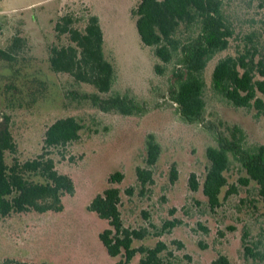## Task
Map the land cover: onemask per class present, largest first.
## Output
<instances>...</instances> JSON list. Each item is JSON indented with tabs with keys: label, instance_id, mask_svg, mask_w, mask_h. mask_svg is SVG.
I'll return each mask as SVG.
<instances>
[{
	"label": "rangeland",
	"instance_id": "374dc122",
	"mask_svg": "<svg viewBox=\"0 0 264 264\" xmlns=\"http://www.w3.org/2000/svg\"><path fill=\"white\" fill-rule=\"evenodd\" d=\"M87 4L101 17L105 47L115 59L116 91L134 93L147 104L144 116L125 117L104 113L78 95L96 91L76 85L66 74L50 68L49 47L56 41L55 25L64 14H73L76 27L85 26ZM139 0H0V48L8 49L15 37L21 38L16 61L0 60V120L10 118L18 145L13 159L24 162L42 152L46 129L56 120L75 117L83 125L81 137L65 148L51 150L56 168L69 175L76 186L73 196L64 198L62 213L14 214L0 219V262L47 264H117L99 239L108 223L87 210L93 198L109 187V178L124 174L120 183V211L125 227L145 229L143 240L134 247L167 244L170 264H213L220 256L231 264H264V202L256 183H241L246 173L232 160L226 177L228 185L214 209L203 193L210 162L206 149L216 146L212 132L200 124H187L168 99L172 65L164 76L155 73L158 63L153 49L142 44L132 9ZM236 39L227 52L234 53L246 33H254L264 43V0H235L226 6ZM206 72V119L219 132L237 125L246 133L249 146L264 145V115L255 110L235 108L211 89ZM77 95V96H76ZM106 97V95H101ZM153 134L161 145V155L149 167L146 136ZM152 171L153 181L142 185L136 168ZM175 170L176 179L171 180ZM196 174L199 189L189 187L190 174ZM178 222V223H176ZM168 223H176L168 227ZM257 245L262 259H247L242 237ZM177 243H181L180 247ZM137 254L130 264H138Z\"/></svg>",
	"mask_w": 264,
	"mask_h": 264
},
{
	"label": "trees",
	"instance_id": "16d2710c",
	"mask_svg": "<svg viewBox=\"0 0 264 264\" xmlns=\"http://www.w3.org/2000/svg\"><path fill=\"white\" fill-rule=\"evenodd\" d=\"M235 0H139L132 9L136 27L144 46L152 48L158 63L155 73L164 76L166 66L172 65L169 76L168 99L176 105L181 120L187 124H200L212 132L216 146L206 149L210 166L203 183V193L211 208L220 203V195L228 185L226 172L232 160L243 168L244 185L256 183L258 195L264 202V145L249 146L245 131L237 126H228L219 132L206 119V72L214 63L211 74V89L225 102L235 108L255 110L257 119L264 115V43L254 33H246L234 53L217 58L227 52L236 39L235 28L226 13V6ZM87 20L83 28L76 27L73 14H64L55 25L56 41L49 47V63L56 74H66L76 85L85 84L96 92L78 95L91 102L94 108L104 113L125 117L144 116L149 112L145 102L140 101L130 90L116 91L118 71L115 59L105 47V31L99 15L87 4ZM15 37L8 49L0 48V60L16 61L14 54L21 45ZM101 95H106L102 97ZM77 96V95H76ZM83 125L75 117L56 120L45 131L42 152L24 162L13 159L18 145L10 126V118L0 120V219L14 214L35 212L37 214L62 213L64 198L73 196L76 186L73 179L61 174L51 150L65 148L81 137ZM149 167L155 165L161 155V145L153 134L145 141ZM137 180L142 185L153 181L151 170L136 168ZM124 174L116 172L109 178V187L96 195L87 207L108 228L99 234V239L109 257L121 259L117 264H130L141 254L138 264H170L172 252L166 243L158 241L154 247L135 248L134 241L143 240L147 230L125 227L120 211L121 191L114 184L122 182ZM176 179L173 170L171 180ZM189 187L199 189L196 174L189 177ZM178 223V222H176ZM176 223H168L174 227ZM247 235L242 237L244 255L247 259H262L257 245L247 244ZM182 247L181 243H177ZM1 264V262H0ZM4 264H47L10 262ZM213 264H231L220 256Z\"/></svg>",
	"mask_w": 264,
	"mask_h": 264
},
{
	"label": "crops",
	"instance_id": "0c3cea01",
	"mask_svg": "<svg viewBox=\"0 0 264 264\" xmlns=\"http://www.w3.org/2000/svg\"><path fill=\"white\" fill-rule=\"evenodd\" d=\"M95 13H96V11H95ZM97 15H99V14L97 13ZM99 18H100V21H101V17H100V15H99ZM104 35H105V33H104Z\"/></svg>",
	"mask_w": 264,
	"mask_h": 264
}]
</instances>
